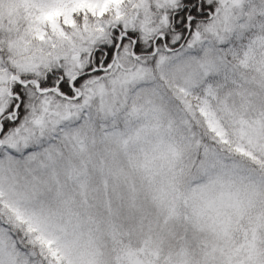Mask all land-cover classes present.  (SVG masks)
Wrapping results in <instances>:
<instances>
[{
	"label": "snow or ice",
	"instance_id": "6c2138e0",
	"mask_svg": "<svg viewBox=\"0 0 264 264\" xmlns=\"http://www.w3.org/2000/svg\"><path fill=\"white\" fill-rule=\"evenodd\" d=\"M0 264H264V0H0Z\"/></svg>",
	"mask_w": 264,
	"mask_h": 264
}]
</instances>
